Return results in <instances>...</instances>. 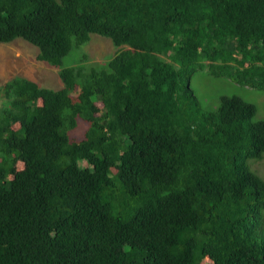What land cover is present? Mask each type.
<instances>
[{
    "label": "trees",
    "instance_id": "trees-1",
    "mask_svg": "<svg viewBox=\"0 0 264 264\" xmlns=\"http://www.w3.org/2000/svg\"><path fill=\"white\" fill-rule=\"evenodd\" d=\"M17 37L62 85L0 84V264H264V119L190 85L207 60L264 87V0H0Z\"/></svg>",
    "mask_w": 264,
    "mask_h": 264
},
{
    "label": "rangeland",
    "instance_id": "rangeland-1",
    "mask_svg": "<svg viewBox=\"0 0 264 264\" xmlns=\"http://www.w3.org/2000/svg\"><path fill=\"white\" fill-rule=\"evenodd\" d=\"M116 47L108 36L91 33L90 39L84 43L78 51V58L85 63L94 64L108 59L116 50ZM38 48L27 40L17 37L9 42H0V84L14 75H21L37 81L41 85L60 87L62 80L58 69L46 61L36 58ZM72 54L66 55L65 64H70ZM237 75L231 68H223L219 64L210 65L207 60L201 63V67L195 69L190 78V85L203 104H215L221 94H238L256 104L255 118L264 119V87L237 80ZM101 105V102H98ZM86 122L80 121L76 128L72 129V138H80ZM250 167L264 178V155L262 158H248ZM18 166L22 165L18 161Z\"/></svg>",
    "mask_w": 264,
    "mask_h": 264
}]
</instances>
